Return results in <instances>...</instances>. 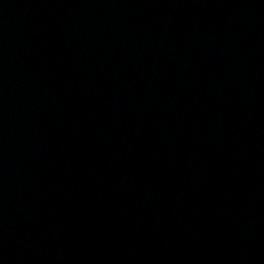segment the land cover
<instances>
[{
	"label": "water",
	"instance_id": "obj_1",
	"mask_svg": "<svg viewBox=\"0 0 264 264\" xmlns=\"http://www.w3.org/2000/svg\"><path fill=\"white\" fill-rule=\"evenodd\" d=\"M0 264H264V0H0Z\"/></svg>",
	"mask_w": 264,
	"mask_h": 264
}]
</instances>
